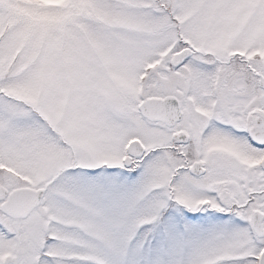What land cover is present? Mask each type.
Wrapping results in <instances>:
<instances>
[{
	"label": "snow or ice",
	"instance_id": "snow-or-ice-1",
	"mask_svg": "<svg viewBox=\"0 0 264 264\" xmlns=\"http://www.w3.org/2000/svg\"><path fill=\"white\" fill-rule=\"evenodd\" d=\"M0 264H264V0H0Z\"/></svg>",
	"mask_w": 264,
	"mask_h": 264
}]
</instances>
